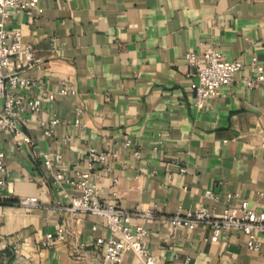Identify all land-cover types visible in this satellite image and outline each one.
<instances>
[{"label": "crops", "instance_id": "1", "mask_svg": "<svg viewBox=\"0 0 264 264\" xmlns=\"http://www.w3.org/2000/svg\"><path fill=\"white\" fill-rule=\"evenodd\" d=\"M41 14L15 11L10 27L34 46L40 63L22 73L33 83L25 98L55 92L40 113H22L20 124L33 144L0 132L8 183L0 189V251L17 249V261L34 264H102L95 246L109 231L102 217L67 210L76 188L54 182L38 155L60 152L55 170L75 178L90 146L117 151L98 170L103 199L113 180L128 210L151 209L152 218H134L147 229L146 249L156 264H264L247 246L242 230L208 239L206 224L172 226L179 208L216 213L247 202L264 208V83L247 88L253 58L264 65V0H40ZM217 46L229 60L245 64L232 85L202 107L195 102L186 53ZM74 87L69 95L61 88ZM83 108L82 124L75 109ZM57 115L53 139L41 119ZM70 137L68 140L67 138ZM130 139L133 146H126ZM140 152L139 156L133 154ZM184 170V171H183ZM36 197L38 205L19 200ZM66 223L67 239L46 248L42 241ZM86 242L82 257L72 251ZM122 264H141L131 252Z\"/></svg>", "mask_w": 264, "mask_h": 264}, {"label": "built area", "instance_id": "2", "mask_svg": "<svg viewBox=\"0 0 264 264\" xmlns=\"http://www.w3.org/2000/svg\"><path fill=\"white\" fill-rule=\"evenodd\" d=\"M17 10H23L29 14H41L43 9L40 0H0V132L9 131L20 137V143L33 144V139L20 124L22 113L29 110L32 113H40L45 101L53 102L55 92L40 94L32 98H25L22 90L32 85V78L24 75V69L39 65L40 59L35 56L34 46L22 40L23 33L20 29L10 27L12 17ZM189 66L188 75L192 78L191 87L195 94V102L202 107L207 101L217 97L221 88L230 86L235 80V75L245 68V64L239 60H229L217 46L205 48L202 52L190 50L186 53ZM256 68L254 76H243L239 80L247 88H254L264 83V65L257 57L253 58ZM74 92L73 86L61 88L59 94L69 95ZM75 124H82L83 108L75 109ZM40 125L44 135L53 139L57 126L61 121L57 115L47 119H41ZM68 140L70 137L67 138ZM125 145L133 146L128 139ZM117 151L103 150L95 146L88 148L85 157V167L77 173L75 178L68 177L64 172L55 170L62 159L60 152H51L40 149L38 155L48 170L53 172L54 182L61 188L64 184L72 185L76 192L70 196V204L67 210L80 214H93L102 217L109 231L107 237H98L95 246L102 255V264H122L124 253L133 252L141 264H156L155 257L149 253L144 245L147 229L142 224H134L133 219L152 218L155 212L151 209L136 208L128 210L119 201L118 191L115 189L118 183L113 180L114 190L111 199H103L97 183L98 170L101 166L107 169L108 162L114 158ZM133 154L139 156L140 152L134 150ZM184 171V170H183ZM8 183V168L5 152L0 151V189ZM24 207L38 205L36 197H25L19 200ZM172 226L191 227L196 224H206L210 229L208 239L216 242L224 232L242 230L247 236V246L252 250H259L262 246L258 234L264 233V208L256 210L247 202L226 208L222 213H216L207 207L199 210H183L179 208L169 217ZM68 228L64 223L54 232H48L42 241L46 248L55 246L58 242L67 239ZM86 242H77L72 251L81 258L82 249ZM17 264H34L30 260L19 261Z\"/></svg>", "mask_w": 264, "mask_h": 264}, {"label": "rangeland", "instance_id": "3", "mask_svg": "<svg viewBox=\"0 0 264 264\" xmlns=\"http://www.w3.org/2000/svg\"><path fill=\"white\" fill-rule=\"evenodd\" d=\"M17 249L12 248L4 249L0 251V264H17L16 252Z\"/></svg>", "mask_w": 264, "mask_h": 264}]
</instances>
